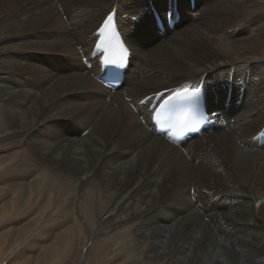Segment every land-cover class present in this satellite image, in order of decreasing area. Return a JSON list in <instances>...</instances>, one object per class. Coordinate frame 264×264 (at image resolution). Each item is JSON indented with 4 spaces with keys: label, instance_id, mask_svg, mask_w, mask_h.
<instances>
[{
    "label": "bare ground",
    "instance_id": "bare-ground-1",
    "mask_svg": "<svg viewBox=\"0 0 264 264\" xmlns=\"http://www.w3.org/2000/svg\"><path fill=\"white\" fill-rule=\"evenodd\" d=\"M148 1L164 22L172 0H0L2 223L54 242L39 260L63 249L66 264H264V145L252 141L264 124V0H176L162 38L147 12L134 21ZM114 10L131 59L109 93L80 54ZM156 64L179 81L160 87ZM199 84L225 126L180 147L155 135L137 103ZM210 247L218 258L204 263Z\"/></svg>",
    "mask_w": 264,
    "mask_h": 264
},
{
    "label": "rangeland",
    "instance_id": "rangeland-1",
    "mask_svg": "<svg viewBox=\"0 0 264 264\" xmlns=\"http://www.w3.org/2000/svg\"><path fill=\"white\" fill-rule=\"evenodd\" d=\"M1 3H2V0H1ZM145 7H147V6H144V8ZM107 10H108V8H106L105 12ZM0 13H1V11H0ZM213 13H219V11H215ZM120 19L126 20L127 17H125V14H122ZM64 20L66 21L65 18H64ZM178 29H182V26ZM133 31H134V28L130 29L129 33L132 34ZM173 33H175V31ZM160 37L162 38L163 36H160ZM152 68H155V69H152V72L159 73L161 76V83L160 84H162V85L160 87L169 86L171 84V82H173V81H174L173 83H176L177 81H179V80H176L174 77H172L173 76L172 72H170L169 76L166 74L163 75L162 73H160L163 71H160L157 64L154 65ZM15 73L16 72H14L13 75L16 77ZM20 77H22V76H20ZM163 81H165V82H163ZM176 87H179V86H176ZM8 163L11 164L10 161H8ZM5 165H7V163ZM1 168H2V166H0V169ZM160 186H161L160 184H157L155 187L158 190V192H159ZM14 195H15V193L12 194V196H14ZM33 195H34V191L33 192L30 191L28 194H26V200L30 202ZM24 208H25V206H24ZM31 209H34V206H32L30 208V211H31ZM13 211H11L12 214L16 213V211H19V210L13 209ZM34 212H36V213L40 212L41 213L42 208L36 209V210H34ZM215 214H217V211H215ZM23 228H26V227H23L21 224H16V225L15 224H11V225L6 224L5 225L2 223V219L0 218V264H62V263L66 264L67 257H66V254H64L66 251L63 252V249H62L61 255L57 254L56 257L50 256V257H47L45 260L44 259L39 260L40 257L38 258V256L44 252L46 247H49L50 245L53 246L54 242H52V241L49 242L46 240L44 242L43 239L41 240L40 238H37L36 231H34L32 233V235L34 234L33 236L30 235L31 232L26 234V236L24 235V237L20 236V233L22 232ZM20 229H21V231H20ZM124 229L126 231L128 230V228H125V227H124ZM161 231H162V233H165L164 229ZM17 234H19V235H17ZM126 234H124V235L127 236V238H129L130 235L128 233H126ZM58 244L62 248L63 243H58ZM187 246L190 247L189 245H187ZM63 247H65V246L63 245ZM140 250H142V249H137L136 246H133L132 249L129 250L128 254L130 255V257L132 259L139 260V257L141 255ZM219 252L220 251L218 248H215V247L208 248V250L205 251V253L202 255V262L206 263L210 259H214V260L217 259ZM86 256L87 255H85L84 260L83 261L81 260V262L79 264H87L88 263V261H87L88 259ZM182 256L183 255H181L179 259L182 258V260H183L184 258ZM63 257H64V259H63ZM141 257H142V255H141ZM219 259L221 260V259H223V257H219ZM261 260L264 261V258Z\"/></svg>",
    "mask_w": 264,
    "mask_h": 264
},
{
    "label": "snow or ice",
    "instance_id": "snow-or-ice-1",
    "mask_svg": "<svg viewBox=\"0 0 264 264\" xmlns=\"http://www.w3.org/2000/svg\"><path fill=\"white\" fill-rule=\"evenodd\" d=\"M166 15H167V14H166ZM108 20H111V17H109ZM105 23H107V21H105ZM103 33H104V28L101 27L100 30H99V34H100V35H103ZM97 47H99V45H97ZM103 63L108 64L109 61H108L107 59H105V60L103 61ZM185 91H187V90H185Z\"/></svg>",
    "mask_w": 264,
    "mask_h": 264
}]
</instances>
